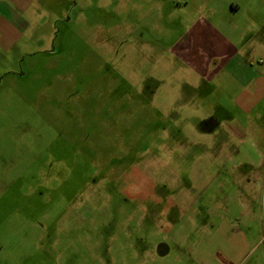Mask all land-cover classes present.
I'll use <instances>...</instances> for the list:
<instances>
[{
	"label": "rangeland",
	"instance_id": "rangeland-1",
	"mask_svg": "<svg viewBox=\"0 0 264 264\" xmlns=\"http://www.w3.org/2000/svg\"><path fill=\"white\" fill-rule=\"evenodd\" d=\"M229 1L0 0V264H264V171L211 128L255 76L179 55L196 16L227 35L198 10ZM240 3L264 46V0ZM247 119L264 142V98Z\"/></svg>",
	"mask_w": 264,
	"mask_h": 264
},
{
	"label": "crops",
	"instance_id": "crops-1",
	"mask_svg": "<svg viewBox=\"0 0 264 264\" xmlns=\"http://www.w3.org/2000/svg\"><path fill=\"white\" fill-rule=\"evenodd\" d=\"M240 2L241 0H230L217 9L210 7L197 9L198 11L207 10L209 17L213 19L224 15L223 22L229 27L228 33L221 36L215 29L213 20L208 18L210 21L208 22L205 18L196 16L187 27L189 35L183 42L179 55L183 60L188 61L196 74L207 75L208 82L222 72L224 75L238 77L255 76L254 79L245 78L239 81V95L233 102V108L226 105L216 106L218 113L213 115L211 128L215 133L219 130L224 131L225 141L237 142L236 148L228 153V156L232 158V168L245 165L250 168V172H255L260 166L264 171V142L258 139L259 132L251 130L247 119V113L253 105L264 98V67L253 69L246 63L250 56L254 58L256 51L262 52L264 46L263 42L253 41V46L248 47L244 37V33H247L246 29L247 31L250 28L260 30L263 9H261L262 5L242 6ZM16 29L6 21H1L0 32L3 34V41L12 42L13 38H17L19 34ZM238 29L241 31L239 37L233 32ZM255 100L257 102H254ZM258 128L263 130V120ZM243 133L246 135L243 136ZM250 133L253 134L251 137H249ZM225 146L228 147L227 142ZM256 177V175L253 176L251 181ZM251 184L253 185V182Z\"/></svg>",
	"mask_w": 264,
	"mask_h": 264
}]
</instances>
